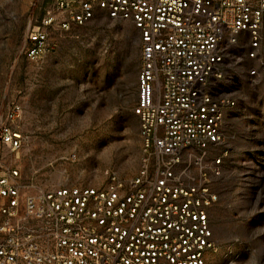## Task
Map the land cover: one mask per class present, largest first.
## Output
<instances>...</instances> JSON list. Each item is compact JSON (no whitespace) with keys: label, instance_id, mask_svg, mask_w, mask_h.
Returning a JSON list of instances; mask_svg holds the SVG:
<instances>
[{"label":"built area","instance_id":"obj_1","mask_svg":"<svg viewBox=\"0 0 264 264\" xmlns=\"http://www.w3.org/2000/svg\"><path fill=\"white\" fill-rule=\"evenodd\" d=\"M50 1L28 26L31 59L101 14L138 30L141 164L132 176L108 171L101 186L48 187L0 163V264H247L239 238L214 261L213 211L226 112L237 104L223 81L237 54L249 80L264 78V0ZM22 113L14 104L0 123V145L18 156Z\"/></svg>","mask_w":264,"mask_h":264},{"label":"rangeland","instance_id":"obj_2","mask_svg":"<svg viewBox=\"0 0 264 264\" xmlns=\"http://www.w3.org/2000/svg\"><path fill=\"white\" fill-rule=\"evenodd\" d=\"M50 0H0V123L14 104L23 113L19 156L0 145V163L21 167L42 186L73 181L101 186L108 171L127 177L141 164L137 100L141 43L130 21L104 14L55 34L58 47L39 59L26 53L28 26ZM264 33V25H263ZM237 54L223 87L237 104L224 123L228 156L213 211L221 263L228 245L242 240L243 261H264V78L252 82ZM246 248H249L247 251Z\"/></svg>","mask_w":264,"mask_h":264}]
</instances>
